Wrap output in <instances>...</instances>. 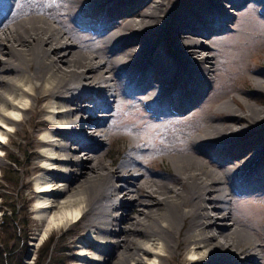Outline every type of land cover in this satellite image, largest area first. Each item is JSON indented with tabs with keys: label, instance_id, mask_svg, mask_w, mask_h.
Segmentation results:
<instances>
[{
	"label": "bare ground",
	"instance_id": "obj_1",
	"mask_svg": "<svg viewBox=\"0 0 264 264\" xmlns=\"http://www.w3.org/2000/svg\"><path fill=\"white\" fill-rule=\"evenodd\" d=\"M178 1L70 0L55 16L49 6L10 15L17 2L0 0V156L11 132L28 122L40 131L33 241L80 217L75 264H264V225L238 211L264 202L255 198L264 194V107L246 103L244 113L224 102L190 141L162 151L129 139L125 160H103L113 103L124 110L146 92L152 116L186 107L211 82L202 37L215 41L230 9L248 0ZM68 17L91 30L92 45L79 44ZM164 151L173 172L153 159Z\"/></svg>",
	"mask_w": 264,
	"mask_h": 264
},
{
	"label": "rangeland",
	"instance_id": "obj_2",
	"mask_svg": "<svg viewBox=\"0 0 264 264\" xmlns=\"http://www.w3.org/2000/svg\"><path fill=\"white\" fill-rule=\"evenodd\" d=\"M15 2L17 5L14 4L15 7L13 6L10 15L21 9L49 6L48 12L58 16V14L68 12L65 8L71 6L70 0H15ZM181 3L182 0L177 2L178 5ZM83 8H74V16L77 11L79 12ZM230 10L233 12L232 19L225 23V27L218 34L211 35L215 41L209 39L210 36L202 37L209 46L205 49V53L213 57V65L208 74L211 82L203 88L202 94L196 96V99L191 97L190 102L181 110H175L174 106L169 103L167 114L162 116H152V110L148 108L151 99L148 98L146 92H142L139 95L140 98L133 95L135 97L130 104L123 108L124 110L120 108L119 103H113V111H109L110 116L105 124V129L109 130L113 140H108L106 137V143H108L101 151L105 162L119 163L125 160L129 139L142 138L154 150L161 149L162 151L167 147L178 146L185 140H192L200 131L206 130L211 122L210 117L214 115L218 105L224 102H229L237 109L243 107L244 113L248 112L246 103L264 107V87L257 85L254 80V78H260L264 81V0H248ZM68 20V29L71 23L84 35V38H78L76 35L79 44L92 45L93 39L89 35L91 30L80 27L73 18L68 17ZM52 22L55 23V20L52 19ZM72 26L71 31L76 34ZM157 42L158 39H155V45L152 46L153 51H158ZM166 42L161 44L162 48L168 44L171 47V43ZM214 46L218 47L216 51H214ZM158 49H160L159 46ZM84 51H89V49L85 47L81 52L84 53ZM173 93L176 94L175 91ZM236 96L241 97L242 101L234 102ZM123 97L128 96L123 94ZM137 101L139 104L135 105ZM146 119L148 122H144ZM247 124L250 125V122L246 120L240 122V125ZM23 128V130H19L20 133L11 132L13 142H6V148L0 156L2 160L0 166V248H4V244L7 242L8 247L12 250L7 261L0 259V264H33L38 257L41 259L47 247L52 252L48 264H75L73 257L78 252V240L80 237L86 236L83 230V220L80 217L66 226L48 231L36 243L33 241L41 228L40 221L36 218L33 210L36 204L33 179L37 172L40 131L34 129L29 122L24 124ZM139 153L142 157L147 156L143 150H140ZM245 153L247 154V152ZM161 154L169 157V153L164 151L155 154L156 156L153 155V159L158 166L173 172V165L162 161ZM261 170L264 171V164ZM262 177L264 179L263 175ZM101 183L103 181L96 183L94 185L96 188L93 187V191ZM261 195L255 196L256 200L263 198L264 201V194ZM238 211L248 218L246 221L258 224L260 229L263 228L264 202L250 205L246 203L245 207H239ZM13 231L18 237L17 241H14ZM245 231L254 237L249 229H245ZM33 243H35L34 249H32ZM113 256L111 262L117 259L115 255ZM181 263L187 264L188 260L184 257Z\"/></svg>",
	"mask_w": 264,
	"mask_h": 264
},
{
	"label": "trees",
	"instance_id": "obj_3",
	"mask_svg": "<svg viewBox=\"0 0 264 264\" xmlns=\"http://www.w3.org/2000/svg\"><path fill=\"white\" fill-rule=\"evenodd\" d=\"M14 235V241H17L18 237L15 236V231H13ZM10 239H12L10 237ZM50 244V243H49ZM4 248H0V259L7 261V259L10 257L12 250L8 247L7 242L4 244ZM52 252L46 248L45 253L42 255L41 259L39 257L36 259V261L33 264H48L51 260Z\"/></svg>",
	"mask_w": 264,
	"mask_h": 264
}]
</instances>
